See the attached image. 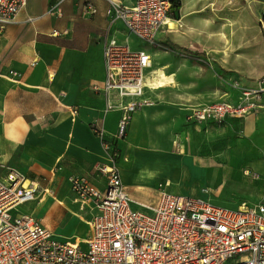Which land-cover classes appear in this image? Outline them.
I'll return each instance as SVG.
<instances>
[{"label": "crops", "instance_id": "1", "mask_svg": "<svg viewBox=\"0 0 264 264\" xmlns=\"http://www.w3.org/2000/svg\"><path fill=\"white\" fill-rule=\"evenodd\" d=\"M112 1L128 6L135 0H28L14 19L0 28V177L13 167L39 186V180L47 181L46 191L59 185L51 201L40 204L35 200L28 201L11 212L14 215L30 213L48 227L39 214L32 211V205H41L49 213L54 208L60 216L72 211L73 205L77 210H73L65 225L73 223L71 226L75 227L82 219L88 228V236L91 232L88 221L96 209L81 210L72 202L74 194L68 176H87L92 184L102 188L107 178L100 168L103 164L115 163L128 193L126 182L136 188L155 184L157 193L151 205L156 204L159 182L172 190L168 181L155 180V171L151 170L150 164L164 158L165 149L172 146L177 131L186 136L195 128L215 123L188 122L189 110L214 101L241 103L244 98L241 88H256L264 75V43L259 49L255 43L254 52H251L263 64L252 75L254 80L245 78L244 47L251 41L244 39L242 21L232 26L224 24L225 30L236 32L228 48L218 44L220 49L213 50L211 44L207 45L205 34L212 30V17L208 10L204 12L201 8L217 0H179L180 7L171 11L169 17L176 26L163 25L156 33L157 42L172 43L174 49L153 44L143 46L133 40L121 20L112 21L107 16L108 4ZM222 1L224 8L231 2ZM88 3L94 5L95 13L86 9ZM260 30L264 32L261 22L256 34ZM107 38L147 51L151 65L145 78L154 62L162 86L154 91L146 84L141 95L106 99L102 49ZM210 50L214 55L209 57ZM184 51L195 59L190 60L182 54ZM9 70H15L18 75H12ZM149 90L153 93H147ZM152 96L158 97V101L152 100ZM144 99L153 103L129 113L126 134L118 139L119 123L126 112L124 106ZM255 103L241 117L227 115L219 122L227 127L225 132L231 137L223 134L226 141L220 139L225 146L218 150L219 154L232 153L227 149L230 147L227 142L235 143L239 124L243 126L244 136L251 137L256 143L264 140V108L261 100ZM96 131L102 133L101 138ZM211 131L209 134L212 135ZM208 137L197 136L195 149L200 142L206 143ZM102 138L112 146L111 152ZM117 147L121 153L114 162L112 157ZM141 165L145 167L141 169ZM243 166L237 170V180L246 199H232L229 203L237 207L244 203L250 206L264 204V184L259 181L264 180V160L253 163L254 169ZM200 172L204 174L206 167L199 168ZM254 173L259 177L255 178ZM205 181H200L198 187ZM218 190L222 191V188ZM68 193L70 205L66 207L61 201ZM182 193L207 199L211 194L209 191L204 193L205 196H200L199 191ZM80 212L89 215L83 218Z\"/></svg>", "mask_w": 264, "mask_h": 264}, {"label": "built area", "instance_id": "2", "mask_svg": "<svg viewBox=\"0 0 264 264\" xmlns=\"http://www.w3.org/2000/svg\"><path fill=\"white\" fill-rule=\"evenodd\" d=\"M27 1L0 0V28L11 22ZM108 5L110 20H121L128 34L152 45L160 27L168 25L173 3L135 0L128 6L113 1ZM86 9L96 12L90 3ZM261 24L264 26V21ZM102 52L106 99L141 95L150 54L115 38L105 40ZM260 79L256 88H241V103L198 104L189 110L187 121L221 122L227 115L241 117L257 100L264 108V75ZM152 103L144 99L124 106L117 137L124 135L131 111ZM96 135L102 137L98 131ZM105 146L111 152L112 146ZM100 172L107 178L102 188L87 176H68L72 202L81 210L96 209L88 221L91 232L81 245L55 237L30 213L11 212L34 200L39 185L18 169L8 168L0 177V264H264V204L226 208L207 198L170 191L159 182L156 204L144 211L133 206L115 163L103 164Z\"/></svg>", "mask_w": 264, "mask_h": 264}, {"label": "rangeland", "instance_id": "3", "mask_svg": "<svg viewBox=\"0 0 264 264\" xmlns=\"http://www.w3.org/2000/svg\"><path fill=\"white\" fill-rule=\"evenodd\" d=\"M230 1V5L226 8H224L222 0H217L216 3L211 2L209 5H204L201 8V10L204 12L208 10L211 13L210 17H212V30L205 34L206 43L207 45L211 44L213 50L220 49L218 44L228 48L230 45V40L235 38L236 32L232 30H225L224 24L226 23V25L232 26L234 23H239V21H242V32L244 39L245 41L247 39H250L251 41L247 42L244 47L246 53L245 73L247 74L245 78L254 80L252 75L256 73L257 68L263 64V61L257 58L255 54H252L251 51H253L255 48L253 44L256 43L259 49L261 44L264 43V32L261 30L260 32H257V34L255 32L261 20L264 21V15L262 14L264 10V0ZM131 36L133 40L138 41L141 45H148L146 42H140V40L136 39V37L133 35ZM212 53L213 52H211V50L208 52L209 57L214 55V53ZM209 61L211 63L212 59L210 58ZM152 66L153 69L157 68L154 62L152 63ZM214 70H216L215 65ZM147 93H153V91L149 90ZM153 96H155V94H153ZM153 96L152 100L158 101V97ZM209 125H211V123ZM236 127L238 132L237 136H235V143L227 142L230 146L227 149L232 153L227 154H219L218 152L222 146H225V143L220 142V139L225 140V138H223V134H226L225 130L227 127H223L222 123L215 122L212 123L211 126L195 128L194 130L190 131V133H187L186 136L180 130H176L177 133L175 134L172 141V146L165 149L167 152H165L164 158L161 157L158 159L160 160L158 163L152 162L150 164L151 170L155 171V180L164 179L168 181L171 190L177 193L196 191H199V193H206V191H209L211 194H209L207 197H209V200L212 202V204L214 203L226 208H237L236 205L229 203V201L232 199L239 201L246 199L243 189L237 180L239 176L237 170L239 169L240 165H244L243 168L248 167L250 169H254L253 163L264 160V152L262 151V148H264V140L256 143L251 137L244 136L242 134V125L239 124V126ZM210 131L212 135L209 134ZM203 134L209 135V137L206 139V143L200 142V146L196 147L195 149L194 143L198 140L197 136H202ZM226 136L228 135L226 134ZM228 137L231 138L230 136ZM117 138L119 139V137ZM183 144L184 147L181 148V145ZM120 153L121 150L118 147L113 152V156H115L117 161ZM240 154H242V156H240ZM180 162H186L189 169V177L184 179L182 184L180 183L184 176L180 174ZM259 165H262V163H259ZM144 167L145 166L143 165L141 169ZM202 167H206V172L204 173L206 176V181L204 185H202L198 190V188H196V183L194 182L196 179H200L199 168ZM122 170H124V168H122ZM255 171L258 170L256 169ZM259 181H261V184H264L262 182L264 181L263 178H261ZM38 182L40 186L38 187L35 195L36 198L34 200L40 204V202H49L54 199V193L56 189L59 188V185H55L54 190L51 189L46 191L45 185H47V181L39 180ZM126 183L132 195L131 200L133 205H135L134 207L139 210L147 211L148 207L153 203L152 200L154 195L157 193L156 185L150 184L149 186L136 188V186L131 187L128 182ZM222 185L223 187H221ZM219 187L222 188V191L218 190ZM257 190V187H255V191ZM59 192L60 191H58V193ZM70 197L71 196L68 193V196L61 201V204L69 207L68 205H70ZM58 204L60 203L58 202ZM40 206L32 205V211L39 214L38 217H41L48 227L53 230V235L55 237L72 242L75 241L81 245L85 244L88 237V228L86 229L82 219L76 223L75 227L71 226L73 223L71 225L67 224L68 227L65 225L69 215L73 212V210H77L75 206L72 205V211L64 213L65 216H60L54 210V208H52L50 210L51 212L49 213L44 207L41 208ZM79 215L84 218L88 217L89 213L80 212ZM60 227H65V230L59 231L58 228ZM69 230H71V233L68 232Z\"/></svg>", "mask_w": 264, "mask_h": 264}, {"label": "bare ground", "instance_id": "4", "mask_svg": "<svg viewBox=\"0 0 264 264\" xmlns=\"http://www.w3.org/2000/svg\"><path fill=\"white\" fill-rule=\"evenodd\" d=\"M175 26V22L173 20H168V27L169 28H173ZM163 76V74H161V77ZM145 82L146 84L148 85L149 88H151L152 90H158L160 86H162L163 84V81L159 82V79H158V70L157 69H151L149 70V73L147 74L146 78H145ZM119 103V101L117 102ZM12 131V130H11ZM121 166V165H120ZM122 167V166H121ZM179 170H180V174L182 176H184L181 181L183 182L184 179H186L187 177H189V169H188V166L185 162H180L179 163ZM200 175V179H196V181L194 183H196V188H199L198 187V184L201 182H203L205 179V175L200 172L199 173ZM194 193V192H192ZM200 196H205L204 193H199ZM60 231L62 230H65V227H60L58 228Z\"/></svg>", "mask_w": 264, "mask_h": 264}, {"label": "trees", "instance_id": "5", "mask_svg": "<svg viewBox=\"0 0 264 264\" xmlns=\"http://www.w3.org/2000/svg\"><path fill=\"white\" fill-rule=\"evenodd\" d=\"M171 2L173 3V5H172V10H171V11H174V10H176V8L180 7V2H179V0H171ZM153 45H154L155 47L163 45V46H165V47H167V48H170V49H174V48H175V45H174V44H172V43H166V42H161V43H160V42H157V41H156ZM182 54H186V56H187L190 60L195 59V56H192L191 53H187V52L184 51ZM96 132H97V131H96ZM102 140H103V143L106 144V140H104V138H102ZM112 159H113L114 162H117V159L115 158V156H113Z\"/></svg>", "mask_w": 264, "mask_h": 264}]
</instances>
